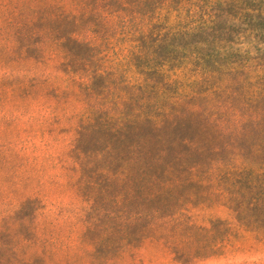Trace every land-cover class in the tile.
<instances>
[{"label":"rangeland","instance_id":"374dc122","mask_svg":"<svg viewBox=\"0 0 264 264\" xmlns=\"http://www.w3.org/2000/svg\"><path fill=\"white\" fill-rule=\"evenodd\" d=\"M86 1L116 8L120 1L157 0ZM167 4L162 16L171 25L192 27L174 37L172 48L239 68L250 59L264 70V0ZM208 12L211 19L201 17ZM7 74L0 69L2 241L14 234L23 248L30 245L26 258L37 262L49 246L50 264H90L94 253L112 245L137 246L144 264H192L161 242L142 239L156 222L185 214L229 227L223 255L196 264H264V203L227 201L196 181L195 172L227 156L228 149L218 129L185 101L164 121L126 103L113 120L102 115L53 126L52 114L23 116L4 102Z\"/></svg>","mask_w":264,"mask_h":264},{"label":"trees","instance_id":"16d2710c","mask_svg":"<svg viewBox=\"0 0 264 264\" xmlns=\"http://www.w3.org/2000/svg\"><path fill=\"white\" fill-rule=\"evenodd\" d=\"M168 1L111 8L106 1L0 0V69L9 73L4 102L23 116L52 114L55 126L102 115L113 120L126 103L164 121L185 101L218 129L228 149L197 170L196 181L227 201L264 203V70L250 59L239 68L172 48L174 37L192 27L162 16ZM228 231L220 220L203 224L180 214L156 222L142 239L196 264L223 255ZM21 244L14 234L0 239V264H50L49 246L37 262L26 258L30 245ZM137 248L112 245L90 264H144Z\"/></svg>","mask_w":264,"mask_h":264}]
</instances>
